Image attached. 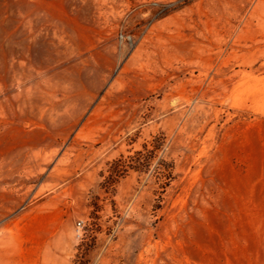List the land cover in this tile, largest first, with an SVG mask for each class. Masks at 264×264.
Here are the masks:
<instances>
[{"label": "rangeland", "instance_id": "1", "mask_svg": "<svg viewBox=\"0 0 264 264\" xmlns=\"http://www.w3.org/2000/svg\"><path fill=\"white\" fill-rule=\"evenodd\" d=\"M0 264H264V0H0Z\"/></svg>", "mask_w": 264, "mask_h": 264}, {"label": "trees", "instance_id": "2", "mask_svg": "<svg viewBox=\"0 0 264 264\" xmlns=\"http://www.w3.org/2000/svg\"><path fill=\"white\" fill-rule=\"evenodd\" d=\"M159 146H157V148H158Z\"/></svg>", "mask_w": 264, "mask_h": 264}]
</instances>
